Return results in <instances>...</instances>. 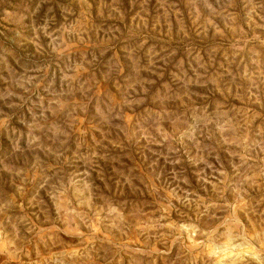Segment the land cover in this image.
Masks as SVG:
<instances>
[{
    "label": "rangeland",
    "instance_id": "obj_1",
    "mask_svg": "<svg viewBox=\"0 0 264 264\" xmlns=\"http://www.w3.org/2000/svg\"><path fill=\"white\" fill-rule=\"evenodd\" d=\"M0 264H264V0H0Z\"/></svg>",
    "mask_w": 264,
    "mask_h": 264
}]
</instances>
